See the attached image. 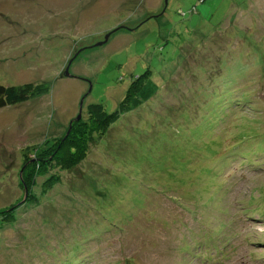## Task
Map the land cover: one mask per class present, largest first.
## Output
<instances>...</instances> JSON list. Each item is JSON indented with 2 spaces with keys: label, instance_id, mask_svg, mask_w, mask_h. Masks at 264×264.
I'll return each mask as SVG.
<instances>
[{
  "label": "rangeland",
  "instance_id": "374dc122",
  "mask_svg": "<svg viewBox=\"0 0 264 264\" xmlns=\"http://www.w3.org/2000/svg\"><path fill=\"white\" fill-rule=\"evenodd\" d=\"M28 83L0 109V264H264V0H0V85ZM135 83L59 163L80 103Z\"/></svg>",
  "mask_w": 264,
  "mask_h": 264
},
{
  "label": "trees",
  "instance_id": "16d2710c",
  "mask_svg": "<svg viewBox=\"0 0 264 264\" xmlns=\"http://www.w3.org/2000/svg\"><path fill=\"white\" fill-rule=\"evenodd\" d=\"M150 75H151L150 71L146 70V72L143 75L136 76L134 78L135 79L140 78V81H145L148 78H150ZM136 83L130 86L126 90L124 99L118 104L117 108L112 113H107L101 104H90L87 106V108L84 111H80V113L86 112V114L88 115L87 120L89 122L87 120L79 119L75 123L73 122L70 123V126L67 129L68 131L67 136L60 140L64 142V145L68 139H69V142H71L70 136L72 133H75V132L78 133V131L80 130H82L83 132L80 131L79 138L73 141L75 145H70V147L72 148L71 154L67 158L66 156L57 158V161L59 163L61 161H64L66 164H68V161L71 158H73L75 161H82L85 155L87 154L86 152H87L88 142L92 140L93 136L95 134L104 135L107 132V130L110 128V126L113 125L119 119L121 115L129 112L130 105H138L137 93L134 94L131 92L133 88L134 90H138L137 88L135 89ZM48 92H49L48 85L44 83H40V84L28 83V84L17 85V86H1L0 85V109L4 107H8V106H16L18 104L34 100L36 98L46 95ZM60 141L56 144V146L57 145L59 147L61 146L62 142ZM36 150L37 149L35 148L26 149V151H29L32 155L36 154L35 153ZM56 154L53 155L54 158L57 157ZM37 158L39 159L40 162L43 161V159L40 156ZM29 160L31 159H26L25 162H28ZM35 164L36 163H33L31 167H33ZM31 171L33 173L32 169ZM32 173L30 172L31 175ZM26 181H27V176L24 180V182L27 184ZM0 224H1V221H0Z\"/></svg>",
  "mask_w": 264,
  "mask_h": 264
},
{
  "label": "water",
  "instance_id": "95a60500",
  "mask_svg": "<svg viewBox=\"0 0 264 264\" xmlns=\"http://www.w3.org/2000/svg\"><path fill=\"white\" fill-rule=\"evenodd\" d=\"M65 75H67V72L65 73ZM81 105H82V103H80V111H81ZM80 111H79V114H78V116L76 118V121H78L80 119Z\"/></svg>",
  "mask_w": 264,
  "mask_h": 264
}]
</instances>
